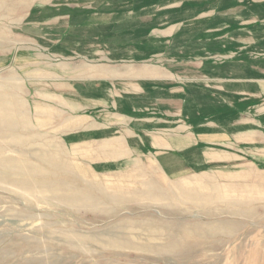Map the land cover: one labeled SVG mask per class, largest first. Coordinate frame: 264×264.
I'll return each instance as SVG.
<instances>
[{
  "label": "rangeland",
  "instance_id": "rangeland-1",
  "mask_svg": "<svg viewBox=\"0 0 264 264\" xmlns=\"http://www.w3.org/2000/svg\"><path fill=\"white\" fill-rule=\"evenodd\" d=\"M0 264H264V0H0Z\"/></svg>",
  "mask_w": 264,
  "mask_h": 264
},
{
  "label": "crops",
  "instance_id": "crops-1",
  "mask_svg": "<svg viewBox=\"0 0 264 264\" xmlns=\"http://www.w3.org/2000/svg\"><path fill=\"white\" fill-rule=\"evenodd\" d=\"M140 79H144V78H140ZM254 133H255V132H254ZM258 134H259V133H258ZM247 135H248V134H247ZM254 136H255V134H250V135H249V137H250V138H251V137H253V138H254ZM174 143H175V142L173 141V142H171L170 144H172V145H173Z\"/></svg>",
  "mask_w": 264,
  "mask_h": 264
}]
</instances>
